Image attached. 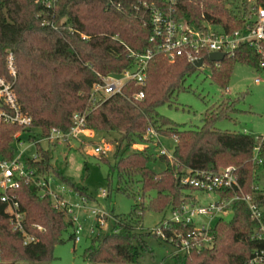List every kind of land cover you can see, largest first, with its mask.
<instances>
[{
	"label": "trees",
	"instance_id": "16d2710c",
	"mask_svg": "<svg viewBox=\"0 0 264 264\" xmlns=\"http://www.w3.org/2000/svg\"><path fill=\"white\" fill-rule=\"evenodd\" d=\"M138 2L57 0L49 9L41 0H0V76L12 83L19 105L32 117L28 127L0 122V159L11 161L19 155L16 144L22 142L23 133L37 131L38 136L30 135L32 142L49 136L53 128L68 133L74 126V114L87 112L88 129L119 136L114 137L115 163L108 174V196L116 190L134 197L136 204L127 215L111 212L108 230L103 231L98 224L99 232L85 250L84 264H144L147 255L155 262L153 241L172 248L161 264H245L263 244L252 237L256 223L241 199L231 204V221L220 219L215 224L211 247L175 253L168 240L143 226L146 210L165 212L192 198L195 189L184 185L182 176L197 171L217 173L227 166L236 168L243 192L251 194L264 212V186L259 185L264 175V136L216 127L220 119L238 111L241 98L209 108L201 127L176 123L161 114L159 108L172 104L197 67L184 58L171 61L166 54L157 53L149 63L145 85L131 81L122 93L107 97L98 107L90 103L92 87L101 81V76L121 74L134 66L131 51L143 53L153 47L151 20L136 7ZM258 3L264 7V0ZM249 6L250 0H177L175 10L190 24L202 26L213 21L234 30L243 27ZM84 35L88 38L84 39ZM261 45L264 51V41ZM9 53L15 58V77L8 67ZM261 58L256 48L241 45L219 65L213 63L212 79L226 90L236 64L262 70ZM140 91L145 92V98L136 100L134 94ZM151 129L163 138H175L173 161L154 153L153 139L147 137ZM18 131L21 135L16 137ZM57 144L39 142L38 156L27 158L23 154L22 160L34 176H51L73 192L92 199L84 176L75 180L66 174L64 165L54 164L52 147ZM135 144L148 146L138 149ZM256 146H260L257 157ZM158 161L166 164L159 172L152 167ZM87 169L85 165L84 171ZM33 175L21 179L16 193L26 213L27 231L40 240L25 245L24 236L13 230L6 205L0 201L1 264H57L54 248L63 241L64 231L73 226L71 216L55 207L52 196H41ZM217 194L232 199L237 191L220 189ZM35 224L45 230H37ZM189 228L174 223L165 231L171 235Z\"/></svg>",
	"mask_w": 264,
	"mask_h": 264
},
{
	"label": "built area",
	"instance_id": "2783aa9c",
	"mask_svg": "<svg viewBox=\"0 0 264 264\" xmlns=\"http://www.w3.org/2000/svg\"><path fill=\"white\" fill-rule=\"evenodd\" d=\"M49 9L53 8L57 0H41ZM177 0H139V9L143 10V16H149L152 24L151 41L153 47L148 48L143 53L131 51L130 56L134 59V66L125 69L119 75L101 76V81L96 82L90 94V103L93 108L98 107L101 102L109 96L122 93L128 82L134 81L139 85H145L148 76V66L150 61L157 53L166 54L171 61L178 58H184L188 62L194 63L204 59V63L209 59L213 52L224 53L225 57L232 56L241 45H249L262 53L260 60L261 67H264V51L262 42L264 41V7L258 3V0H250V6L246 15V21L243 27L234 30H227L213 21H206L202 26L190 24L176 14ZM217 26L221 28L218 29ZM88 38V36H83ZM8 67L12 74H16L15 58L13 53H9ZM221 61L216 62L218 65ZM203 67V66H202ZM260 81V79H257ZM136 100H143L145 92L140 91L134 94ZM0 122L18 124L28 127L32 124V117L26 114L17 101L16 94L12 85L5 83L0 79ZM86 115L84 113H75L73 116L74 126L68 133H64L57 128H53L49 136L32 142L35 147L39 142H51L58 144L70 143L74 139L83 144L81 135L90 136L93 130L86 127ZM21 133L17 134L19 137ZM147 137L153 139V145L157 147L159 155H166L173 161V152L163 143V137L155 130L151 129ZM174 138V137H173ZM175 139V138H174ZM23 142H19L22 145ZM138 146V144L134 145ZM144 144L142 147H147ZM111 146L105 141L97 144L93 149L94 154L102 155L111 152ZM260 146L255 147L256 157L259 155ZM24 150L13 160L0 159V201L6 205V213L9 215V221L14 231L22 233L24 244L36 243L40 240L36 234L29 233L26 229V213L22 210L21 202L16 190L20 187L21 179L33 175V170L28 168L22 160ZM38 154L35 156L37 157ZM262 162V159H259ZM34 181L40 189L41 196L49 194L54 199L56 208L64 210L71 216L74 227V240L79 241V233L82 226L78 225V217L75 215L74 208H86L88 199L81 197V203H74L66 199L65 192L57 193L52 188L53 177L34 176ZM184 185L190 186L195 190L202 191L208 195L217 194L220 189H233L237 194L232 199L220 198L201 204L193 198H187L178 208L171 210V218L166 220L161 227L152 229L163 239L168 240L173 246L175 253H187L192 250H200L204 247L213 246L215 235L213 228L218 220L224 219L232 211L231 204L234 200L241 199L246 202L251 212V219L256 223L253 233V239L262 243L257 247L251 258L245 264H264V212L257 204L251 194L243 192L237 170L234 166L222 168L219 172L197 171L193 174L188 173L181 177ZM258 188V187H256ZM70 191V190H69ZM73 192V191H72ZM101 198L108 197V191L102 189ZM91 214L101 217L98 224L104 225V217L111 216L104 210L92 209ZM182 224L190 227L186 231L168 235L165 229H172L173 224ZM34 227L39 231L45 228L39 224ZM2 263L0 257V264Z\"/></svg>",
	"mask_w": 264,
	"mask_h": 264
},
{
	"label": "rangeland",
	"instance_id": "374dc122",
	"mask_svg": "<svg viewBox=\"0 0 264 264\" xmlns=\"http://www.w3.org/2000/svg\"><path fill=\"white\" fill-rule=\"evenodd\" d=\"M217 28L220 29L221 27L217 26ZM213 63L207 60L203 67L197 68L196 72L188 76L185 82V89L176 95L171 105L160 107V113L176 123L183 124L186 127L197 128L203 125L202 119L209 108L218 106L225 100L241 98L237 105L238 111L231 113L230 118L220 119L216 127L220 130L251 134L254 137L264 136V67L262 70H256L245 64H236L229 86L225 90L212 79ZM12 76L15 77L14 74ZM0 79L12 85L5 77L0 76ZM257 79H260V81H257ZM19 133L20 131L16 133V136ZM34 134L38 136L39 133L36 131V133L26 132L22 134V145L16 144L17 154L24 150V156L27 158L37 155L36 147L30 139V135L34 136ZM111 136L105 132H95L94 136L83 134L80 137L83 140V144L79 140L74 139L70 143L65 142L52 147L54 164L64 165L66 174L75 180H80L84 176V184L87 186L88 194L92 198L88 200L86 208H74L75 215L78 217V225L82 226L79 233L80 239L76 242L72 238L73 226H69L64 231L63 241L54 248L57 264L85 263V250L90 246L91 239L99 232L98 223L101 220V217L91 214L92 209L104 210L110 215H112L111 212L127 215L136 204L134 197L116 192V190L111 196L100 197L101 190H107L108 188L110 166L115 163L113 155L116 146L115 138L119 136L118 134H112ZM164 139L163 143L165 146L168 147L170 152H173L175 139L173 137ZM102 141L110 144L111 149H113L103 156L104 160L101 158L102 155L93 153L94 147ZM43 143L46 144V142ZM135 147L142 149V146ZM155 149L154 153L158 154L157 147ZM85 165L88 166L86 171H84ZM152 167L159 172L165 169L166 164L158 161ZM117 181L118 177L115 175L113 178L114 189L117 188ZM254 185L258 184L254 183ZM259 185L260 187L264 186L263 174H261ZM52 188L57 193H62L66 189V199L74 203H81V197L72 192L61 181L55 179L52 182ZM193 197L197 202L205 205L210 201H214L216 195H208L202 191L195 190L192 193ZM110 217H104L103 231L108 230V219ZM170 218V209L165 212L146 210L143 216V226L145 229L152 230L161 227ZM232 218L233 212L224 217L226 221H231ZM152 245L155 252V262L152 260L151 255H147L144 264H161L171 247L164 244L160 245L155 241L152 242Z\"/></svg>",
	"mask_w": 264,
	"mask_h": 264
},
{
	"label": "water",
	"instance_id": "95a60500",
	"mask_svg": "<svg viewBox=\"0 0 264 264\" xmlns=\"http://www.w3.org/2000/svg\"><path fill=\"white\" fill-rule=\"evenodd\" d=\"M224 58H225V54L224 53H218V52H213L209 56V59L212 62H219V61L224 60ZM203 63H204V59H200L194 63V66L197 68H200L203 66ZM0 106H2L1 103H0Z\"/></svg>",
	"mask_w": 264,
	"mask_h": 264
},
{
	"label": "crops",
	"instance_id": "0c3cea01",
	"mask_svg": "<svg viewBox=\"0 0 264 264\" xmlns=\"http://www.w3.org/2000/svg\"><path fill=\"white\" fill-rule=\"evenodd\" d=\"M91 135L94 136V135H95V132L93 131ZM163 139H164V138H163ZM165 139H167V138L165 137ZM165 139H164V140H165ZM138 146H142V147H143L144 144H138ZM215 195H216V198H215L214 200H217V199H218V196H217V194H215ZM210 202H212V201H210Z\"/></svg>",
	"mask_w": 264,
	"mask_h": 264
}]
</instances>
